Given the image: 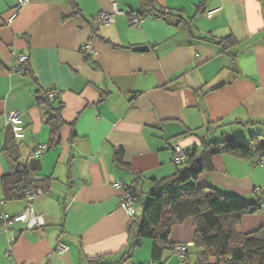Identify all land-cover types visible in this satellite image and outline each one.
Instances as JSON below:
<instances>
[{"label":"crops","instance_id":"0c3cea01","mask_svg":"<svg viewBox=\"0 0 264 264\" xmlns=\"http://www.w3.org/2000/svg\"><path fill=\"white\" fill-rule=\"evenodd\" d=\"M77 2L73 15L66 0H28L9 20L17 0H0V212L9 219L27 204L25 197L5 199L3 178L13 171L6 113L22 116L18 162L39 161L33 177L50 182L33 200L42 226L9 220L0 227V264H87L86 258L103 254L109 255L103 264H113L130 241V216L120 207L123 190L115 180L127 189L140 178L139 202L145 201L151 179L180 168L175 145L192 150L220 123L229 124L217 127L216 137L264 135L262 125H241L264 122V0H154L151 10L142 0ZM113 2L121 13L99 22ZM159 8L181 17L168 22L150 14L130 22L131 13ZM228 35L236 44L226 51L199 39ZM19 56H27V71H18ZM49 91L66 123L53 147L36 156L34 149L51 141L47 119L53 112L43 102ZM188 185L253 202L264 196V163L222 152ZM262 225L259 209L244 215L237 230ZM193 234L185 219L172 226L170 240L191 245ZM58 242L68 250L56 251ZM164 256V264H183L172 249ZM121 264H155L152 241L143 239Z\"/></svg>","mask_w":264,"mask_h":264},{"label":"trees","instance_id":"16d2710c","mask_svg":"<svg viewBox=\"0 0 264 264\" xmlns=\"http://www.w3.org/2000/svg\"><path fill=\"white\" fill-rule=\"evenodd\" d=\"M142 1L150 6L149 10L154 8V0ZM66 2L74 10L73 15L79 13L77 0H66ZM136 14L140 19L152 14L168 22L170 20L178 22L181 17L180 14L164 8L155 9L153 13L143 10ZM131 15L134 14L131 13ZM199 39L218 45L220 51H226L236 44L231 35L222 38L207 36ZM21 64L23 72L27 71V60ZM216 87L218 86L212 88ZM43 102L53 112L47 119L51 131V141L48 146L50 149L56 142L59 128L66 122L61 116L60 101L57 102L55 98H52L50 102V98L46 96ZM227 124L229 123L215 125L213 130L208 131L210 136L202 140L200 146L186 150L185 166L177 168L169 176L151 179L152 186L145 193L148 197L143 203L141 212L130 217L127 225L130 241L118 252V260L113 264L130 260L143 239L152 241V261L155 264L166 262L164 252L168 249H172L180 256L176 249L180 244L171 242L170 231L172 226L185 219L191 220L194 234L191 245H188L180 256L183 264H264V225L249 232L237 230L244 215L264 209V201H261L263 195L256 201L248 202L234 198L209 185H188L194 182L202 171L211 167V159L216 154L226 152L243 159L254 158L257 163L260 157H264V135L256 133L247 139L233 134L216 137V128ZM211 125L209 123L208 128ZM241 125L264 126V122L250 120ZM15 139L17 138L12 132V144L6 147V150L12 157L13 171L3 178L5 199L25 197L30 189L40 188L45 191L50 183L48 178L33 177L35 171L39 169V161L18 162V144ZM198 155H200L199 158H197ZM115 157L119 160L120 153H116ZM139 181L140 178H136L127 185L128 191L135 196L136 202H139L144 194ZM6 222L0 219V227ZM105 257L109 255L86 258V262L87 264H103Z\"/></svg>","mask_w":264,"mask_h":264},{"label":"built area","instance_id":"2783aa9c","mask_svg":"<svg viewBox=\"0 0 264 264\" xmlns=\"http://www.w3.org/2000/svg\"><path fill=\"white\" fill-rule=\"evenodd\" d=\"M28 2V0H17V5L12 11L11 15L9 16V20H11L13 17H15L19 10ZM117 13H121L120 10L117 8V3L113 2L112 3V11L111 12H102L97 16V20L101 23H111L113 22L114 15ZM140 18L137 15H132L130 17V22L132 24L138 23ZM89 51L93 52L92 48L90 46L86 47ZM28 58L27 56H19L18 61L20 63L26 61ZM18 71L23 72V70L20 68ZM264 91V88H263ZM48 98L52 99L55 97V92L49 91L47 93ZM5 119L6 122L11 126L14 136L16 138H22L24 136L23 133V123H22V116L21 113L18 111L14 112H9L5 114ZM48 145H41L38 148L34 149V154L36 156H39L46 150H48ZM174 162L179 165L186 164V151L180 147L179 145L174 146ZM259 164L264 163V157L259 158ZM113 186L118 189H122L123 193L120 197V207L126 212L127 215L130 217L134 216L136 214V209H135V203H136V198L133 194H131L128 189H126V186L124 185L123 182L115 180L113 182ZM42 190L40 188L37 189H30L26 195V206L24 210L17 214L14 215L13 217L7 219L1 212H0V219L4 222L6 221H14V222H22L26 225L27 228L32 229L35 227H40L44 224L43 216L42 214H38L34 211L33 208V200L36 198L37 195L41 194ZM261 201H264V196L261 197ZM11 237L10 240L13 242L15 240L14 234L12 230H10ZM188 244H180L176 247L178 253L180 256L183 255V252L185 251L186 247ZM68 250V245L63 243V242H58L56 244V251L58 252H63Z\"/></svg>","mask_w":264,"mask_h":264},{"label":"rangeland","instance_id":"374dc122","mask_svg":"<svg viewBox=\"0 0 264 264\" xmlns=\"http://www.w3.org/2000/svg\"><path fill=\"white\" fill-rule=\"evenodd\" d=\"M179 166L182 167L181 165H179ZM143 203H144V198L141 202L137 203L136 205L139 209H141V208H143Z\"/></svg>","mask_w":264,"mask_h":264},{"label":"water","instance_id":"95a60500","mask_svg":"<svg viewBox=\"0 0 264 264\" xmlns=\"http://www.w3.org/2000/svg\"><path fill=\"white\" fill-rule=\"evenodd\" d=\"M147 47H134L133 50H147Z\"/></svg>","mask_w":264,"mask_h":264}]
</instances>
